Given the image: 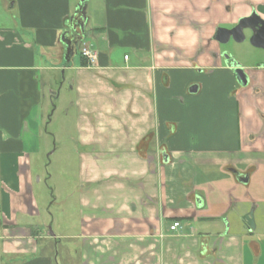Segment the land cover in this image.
<instances>
[{
	"label": "crops",
	"instance_id": "crops-1",
	"mask_svg": "<svg viewBox=\"0 0 264 264\" xmlns=\"http://www.w3.org/2000/svg\"><path fill=\"white\" fill-rule=\"evenodd\" d=\"M79 4L0 0L3 246L31 255L6 264H59L34 253L63 238L64 264H264V237L243 219L264 192V61L227 58L215 39L253 12L264 20V0H88L76 15ZM64 87L80 163L70 235L45 231L32 164Z\"/></svg>",
	"mask_w": 264,
	"mask_h": 264
},
{
	"label": "rangeland",
	"instance_id": "rangeland-1",
	"mask_svg": "<svg viewBox=\"0 0 264 264\" xmlns=\"http://www.w3.org/2000/svg\"><path fill=\"white\" fill-rule=\"evenodd\" d=\"M249 38L250 35L242 43L234 41L227 43L224 46V49L227 50L225 54L236 56L240 50H245L246 53L250 54L246 50L249 49L257 53L252 58L256 57L257 60H260L258 63H261V61H264V51L260 48H255L250 43ZM247 41L249 43H246ZM245 43L249 45H246L243 49L242 45ZM84 45L86 44L82 43L80 49ZM257 65V63L254 64V66ZM60 92L61 96L52 100L51 110L44 121L41 122L39 133L40 151L38 154L32 155V164L34 170L38 171L34 179L36 196L43 205L42 208H45V216L48 219V225L51 227L50 230L45 229V231L47 230L49 233L50 231L52 233L55 232L60 235H70L78 232V229L73 227V222H76L79 215L77 182L80 175V163L75 141L78 133L76 116L73 109L68 107L72 95L67 93L65 87ZM1 189L0 180V191ZM252 208L253 206H250V208L247 206L249 210ZM2 217L0 210V264H6V260L9 257H18L21 261L27 256H31L30 254L4 253L3 243L6 237L11 236L12 230L5 228ZM254 220L257 227L255 234L264 237V192L256 202ZM42 230L40 227H32V234L35 236L36 231L38 233ZM72 243L73 240L63 238L62 242L55 247L53 244L50 246L45 245V241L40 239L37 252L34 255L38 256L41 253L50 254L57 257L59 264H64L65 249Z\"/></svg>",
	"mask_w": 264,
	"mask_h": 264
},
{
	"label": "water",
	"instance_id": "water-1",
	"mask_svg": "<svg viewBox=\"0 0 264 264\" xmlns=\"http://www.w3.org/2000/svg\"><path fill=\"white\" fill-rule=\"evenodd\" d=\"M88 0H80V4L76 11V15H84L85 8ZM250 35V43L257 48L264 49V20L261 19L256 12H253L250 16L241 18L240 21L232 28L219 27L216 30L215 39L221 44H227L231 40L236 43H242L246 40L247 35ZM225 57H229L228 54H224ZM235 67L239 64L232 61ZM236 75L242 84L247 83V78L244 75V71L241 68L236 69ZM197 90V87L194 88ZM247 179V176L244 180ZM243 219L250 230L255 229L256 223L254 220V210L252 209L249 213L245 214Z\"/></svg>",
	"mask_w": 264,
	"mask_h": 264
},
{
	"label": "built area",
	"instance_id": "built-area-1",
	"mask_svg": "<svg viewBox=\"0 0 264 264\" xmlns=\"http://www.w3.org/2000/svg\"><path fill=\"white\" fill-rule=\"evenodd\" d=\"M81 55L87 60V62L91 65H94L97 63L98 60V50L92 48L91 45H84L80 49ZM126 59H128V55L125 56ZM180 226L179 222H174L171 226V230H176Z\"/></svg>",
	"mask_w": 264,
	"mask_h": 264
},
{
	"label": "trees",
	"instance_id": "trees-1",
	"mask_svg": "<svg viewBox=\"0 0 264 264\" xmlns=\"http://www.w3.org/2000/svg\"><path fill=\"white\" fill-rule=\"evenodd\" d=\"M82 58H84V57H82ZM151 136H152V134L148 135V138H147V139H150V138H151Z\"/></svg>",
	"mask_w": 264,
	"mask_h": 264
}]
</instances>
